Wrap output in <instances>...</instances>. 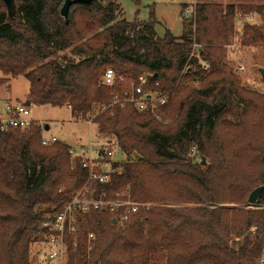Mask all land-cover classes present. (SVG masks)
I'll list each match as a JSON object with an SVG mask.
<instances>
[{"label": "trees", "instance_id": "trees-1", "mask_svg": "<svg viewBox=\"0 0 264 264\" xmlns=\"http://www.w3.org/2000/svg\"><path fill=\"white\" fill-rule=\"evenodd\" d=\"M195 1L182 35L159 37L153 14L128 22L117 0L73 4L67 23L58 13L64 0H13L12 18L0 0V85L24 76L30 105L67 107L100 141L114 139L124 160L97 193L150 205L124 226L109 213L83 216L64 264H261L264 210L237 207L258 187L264 206V92L242 84L225 48L239 15L257 16L239 43L258 49L264 68V0ZM107 69L125 83L103 86ZM142 75H151L147 89L168 94L166 104L112 105V94ZM44 129L0 131V264H30L42 224L87 181L67 145L42 146ZM87 232L96 236L90 251Z\"/></svg>", "mask_w": 264, "mask_h": 264}, {"label": "built area", "instance_id": "built-area-1", "mask_svg": "<svg viewBox=\"0 0 264 264\" xmlns=\"http://www.w3.org/2000/svg\"><path fill=\"white\" fill-rule=\"evenodd\" d=\"M194 8H192L193 15ZM186 16H184L185 18ZM239 19L245 18L252 20L253 15L240 16ZM236 41L239 38H235ZM185 66L184 71L189 69ZM204 70L209 65L202 63ZM239 70H243V66H239ZM151 75H142L136 81H130L128 88L120 93L112 94L111 103L119 107L129 105L137 111L146 110L153 111L156 106L166 104L168 94L158 93L147 89ZM100 83L103 86L114 88L118 84L125 83V78L112 69H107L103 73ZM198 85V81H194ZM158 84L156 83L155 86ZM30 110L24 104H7L3 108V116L0 117V131L8 129L24 130L29 126L36 124L31 117ZM91 124V122H89ZM88 123V124H89ZM57 142V139L41 138L42 146H48ZM67 153L72 158L79 161L82 169L87 173V181L85 185L78 190L71 199L64 204L62 211L53 217L52 220L45 221L42 229V240L39 242L42 246L40 254L47 264H64L70 247L75 250L77 241L82 235L80 231V219L91 213H109L113 216L115 223L120 226L129 224L132 217L141 209L148 208L149 204H142L131 199L124 192L116 193L113 199L108 198L106 193H97V185H107L110 183L111 175L116 172L117 165L123 160L122 154L117 147L114 139L105 141L92 142L86 145L67 146ZM253 209H250L252 208ZM247 210H255L254 206L246 205ZM256 210H264L259 207ZM254 230H252V233ZM86 245L90 251L96 236L93 232H87ZM70 239V243L66 240ZM264 264V256L260 261Z\"/></svg>", "mask_w": 264, "mask_h": 264}, {"label": "rangeland", "instance_id": "rangeland-1", "mask_svg": "<svg viewBox=\"0 0 264 264\" xmlns=\"http://www.w3.org/2000/svg\"><path fill=\"white\" fill-rule=\"evenodd\" d=\"M121 6L124 18L128 22L138 20L140 22L148 21L150 15L153 14L154 19L158 23L156 25V34L162 37L165 30L172 33L173 36L179 37L183 33L182 21L186 24L190 23L192 8H194L195 0H117ZM184 16H186L184 18ZM260 20L253 15L252 20L245 18L239 19L235 23L236 36L233 38L230 46H227L228 62L235 69L236 75L241 80L242 84L249 90L259 93L264 92V83H262L258 74V66L256 65L255 56L260 55L258 49L240 47V36L246 24L258 25ZM240 32V33H239ZM235 38H239L238 41ZM239 45V46H238ZM243 66V70H239V66ZM29 91V84L24 76L9 79L5 85H0V106L7 104H23ZM31 119L41 127H48V130H43L42 136L45 139L55 138L57 141L64 143L67 146L86 145L89 141L99 142L97 128L90 124V120L84 122H72L70 111L66 107H50V106H28ZM3 116V115H2ZM1 117V115H0ZM89 123V124H88ZM195 155L196 152L192 153ZM124 160V158H123ZM122 160V161H123ZM247 205H249L247 203ZM254 206L256 210L259 207ZM224 207H232L226 205ZM237 208H244L241 206ZM46 209L42 207L41 210ZM250 209H253L250 208ZM240 239L231 237V247L236 249ZM41 242H37L30 249V264H47L40 254L42 246Z\"/></svg>", "mask_w": 264, "mask_h": 264}, {"label": "water", "instance_id": "water-1", "mask_svg": "<svg viewBox=\"0 0 264 264\" xmlns=\"http://www.w3.org/2000/svg\"><path fill=\"white\" fill-rule=\"evenodd\" d=\"M2 2L4 3L6 7L8 16L12 18L14 15L13 0H2ZM91 2L92 0H64V2L58 8V13L60 17L64 20V22L67 23L69 10L73 4L89 5L91 4ZM257 71H258V74L260 76L262 83H264V68H258ZM24 105L28 107L30 103L27 101ZM45 130H48L47 126L45 127ZM262 191H263V187H258L255 190H253L248 197V200H247L248 204L249 205L256 204L257 199L259 195L262 193Z\"/></svg>", "mask_w": 264, "mask_h": 264}, {"label": "crops", "instance_id": "crops-1", "mask_svg": "<svg viewBox=\"0 0 264 264\" xmlns=\"http://www.w3.org/2000/svg\"><path fill=\"white\" fill-rule=\"evenodd\" d=\"M28 96V95H27ZM27 98V97H26ZM27 102V99H26V101L23 103V104H25ZM3 108H4V106H0V115H1V117H2V115H3ZM67 108V107H66ZM68 109V108H67ZM69 110V109H68ZM70 111V110H69ZM70 118H71V114H70ZM71 121L72 122H75L74 120H72L71 119ZM77 123H80V122H77ZM85 123V122H84Z\"/></svg>", "mask_w": 264, "mask_h": 264}]
</instances>
